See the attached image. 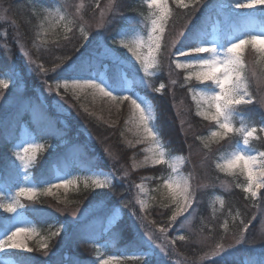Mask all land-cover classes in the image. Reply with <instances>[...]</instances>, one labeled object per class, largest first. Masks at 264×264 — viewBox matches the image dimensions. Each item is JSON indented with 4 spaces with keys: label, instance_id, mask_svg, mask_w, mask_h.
I'll use <instances>...</instances> for the list:
<instances>
[{
    "label": "rangeland",
    "instance_id": "obj_1",
    "mask_svg": "<svg viewBox=\"0 0 264 264\" xmlns=\"http://www.w3.org/2000/svg\"><path fill=\"white\" fill-rule=\"evenodd\" d=\"M17 1L0 0V17H3V19H0V28L4 26L2 27L4 31L8 32L11 20L18 24L24 18V8ZM59 1L62 2L64 9L61 10L57 5L56 7L46 8L44 12L42 11L41 15L48 26L44 30H37L40 38H49L55 41V36H58L59 33L64 34L66 31L59 32L57 27L63 20L61 17L66 18L67 14L65 12H68L70 17L81 25L84 37L86 35L87 39L80 35L83 34L82 32L75 31L79 33L77 39L80 43L82 42L83 47L76 54L71 49L66 50L67 52L63 54L67 53L75 58L85 49L97 48L99 51L102 49L97 46L101 42L114 49L116 55L125 62L122 68L138 72L140 78L143 77L145 80L144 90L147 93L142 91V93L137 94L146 96L155 105L159 106L158 119L155 122L159 125L160 134L165 135L167 141L165 142L163 138L158 137V141L153 142L142 128H138V120L128 101H111L87 85L74 87L70 77L56 79L52 86L53 91H51L55 95L56 108L57 101H59L65 111L67 110L64 104L70 109L75 108L76 114L80 112V119L87 124H91V126L85 125L83 128L91 134L93 140L98 141V145L102 146L103 144H99V141L104 139L107 150L100 157L103 164L97 159L91 166L87 167L85 163V171L81 174H66L58 169L54 173H47L48 171L45 170L47 159L54 153L56 147L52 145L47 148L44 142L37 138V142L43 144L44 147L37 151L35 160L29 165L27 171L21 168L18 181L21 186H32L34 183L38 186L37 194L33 199L19 198V203L23 207L18 208L20 213L18 219L22 218L26 222L22 226L34 227L31 235L21 237L25 239L32 251L18 249L8 251L18 253L21 264H62L59 256L70 261L73 257H78L79 264H93L94 261L98 264L99 260H107L111 257H115V259H111L110 264L144 262L147 257L139 253L146 245L139 251L132 250L128 252L122 249L121 245L118 244V240H108L106 244L98 246H95L90 240L76 243L69 248L66 246L64 231H60L59 235H52L60 228L61 224H65L69 228L73 227V222L81 220L80 214L85 209H95L87 216L85 222L103 216L104 211L96 206L97 194L105 192L110 193L112 196L113 187L124 189L123 187L128 183L132 187L130 190L132 201L125 210L120 207L122 209L120 220H127L129 226H132L133 221H135L134 229L138 232L139 240H142L143 243L146 240L145 229L152 233L155 241V253L152 254L154 264H165L169 255L171 257L182 256L187 251L181 247L193 250L192 258L188 257L193 263L213 264V259L216 256L238 245L236 239L242 232L245 233V227L248 228L249 226L243 225L242 228L241 224L246 219L240 220V223H238L232 217L231 219L223 218L222 223L223 226H226L225 229L218 228L217 224L215 226L213 224H199L200 229L198 230L199 206L205 192L214 189L219 191L220 195L215 193L210 201L209 210L211 213L222 215L223 212L226 213L228 207L225 210L226 204L221 192L231 194L238 191V189L244 191L243 189L248 185L246 173L241 169L227 170L222 167L231 157L232 152L236 150L234 145L237 140L241 139V134L231 132L227 137L211 136V132L216 130L215 121L204 119L200 113L207 111V104L201 93L210 91L205 85H210L212 82L197 81L195 72L199 69H195L194 66L187 69H176L173 66L171 75H169L167 50L174 51L172 42L177 40L178 33L184 31L185 35H188V31L193 29V25L197 26L196 32H207L209 27L206 21H209V18L207 20L205 18L207 17L206 9L209 4L215 2L218 5H234L236 0H201V4L197 5L198 11H195L193 7L195 0H166L167 19L159 51L150 48L151 18L153 11L156 10L148 6V0H141L145 11H142L137 5L134 7L136 0ZM240 2H247V0H240ZM97 4H99V7H97ZM259 7L262 6H258L256 9L218 8L217 11L228 22L234 13L252 18L256 16L264 17L258 11ZM124 22H126V25H123ZM215 29H220L218 23L211 28L209 34ZM261 30H256V32ZM208 38L211 39V35ZM63 42L71 41L65 39ZM183 43V37H180L177 40L176 47H180ZM124 45L128 47L126 48ZM56 46L58 48L56 50H62L60 45ZM18 48H20V51L29 53V49L25 47L24 43H19ZM54 48L49 49L51 51ZM129 48H135L142 58L154 59L157 64L161 65V68L150 69V71L156 72L157 75L148 76L144 74L143 65L140 61L135 60V57L128 50ZM201 55L206 56L208 54L203 53ZM129 58L134 63L128 62ZM242 58L247 69L255 71V75L246 81L248 90L255 99L253 104L248 105L246 109L240 108L239 114L235 117L237 129L241 126H249L245 123L242 115L244 109L254 116L264 118V106L256 102L261 93L264 92V58L251 44H246L242 49ZM176 59L181 63L185 62V57L179 54ZM105 63L110 64V61H105ZM158 76L159 79H155ZM150 78L154 80H150ZM0 79L7 80L9 84L8 88L0 86V94L3 95V100H0L1 127L17 106L24 88L19 81L13 83L12 80L8 79L7 72L0 73ZM65 80L68 81L67 87L64 86ZM127 80L132 82L130 79ZM173 80L176 81L175 85L172 84ZM160 83L165 84L164 98L161 100H159L161 95L153 90ZM42 90L44 91V86ZM47 91L49 90L47 89ZM67 101L69 105L66 103ZM168 117L171 122L168 121ZM201 121L205 122L203 126L200 125ZM100 126L103 128H100ZM44 127L46 126L42 125L40 128ZM30 135L33 134L27 129H23L20 138ZM62 136L63 133L58 136H50L49 142L54 141L56 143ZM89 146L92 145L89 144ZM240 146L245 151L251 148L256 152H264V132L259 131V128H257L253 136L249 137V146L245 147L242 144ZM161 151L164 153V163L156 164L155 160L160 159ZM14 159V151L8 153L0 148V166H5L7 162ZM3 162L6 164H2ZM261 163L257 159L256 170L258 172L264 171V168H261ZM109 174L115 176L110 187L100 189L94 186V179H103ZM63 175H68V178L74 179L75 183L70 184L67 188L53 187L51 192L45 191L49 185L41 183L42 179L51 180L55 176ZM24 177H27V179H24ZM169 178L186 180L196 196L192 207L187 212L177 216L175 222L170 221L169 218L178 207H184V202L178 197L175 200L173 199L172 193L175 190V185L172 189L165 186V181ZM253 191L257 193L256 196L244 191L246 196L256 203L255 208L250 209L248 219L257 225L258 237L257 233L251 234L264 242V187L254 188ZM7 202L6 197H0V216L4 218L16 215L5 211L3 205ZM43 205L44 211L55 213L58 218L56 225L51 226L52 218L48 217L43 210H40L42 209L40 206ZM74 212L76 215H73ZM133 212L139 219L130 215ZM226 216L232 215L228 214ZM5 221H8L9 226L15 223V221L7 219ZM141 223L143 227H140ZM44 224L53 228H49L45 232L40 227ZM159 227L168 229L167 239L164 238V234L159 232ZM238 228H242V230H238ZM179 235H184L185 240H179ZM172 240H175L176 243L172 244ZM178 242L181 244H178ZM44 245H47V247L45 248ZM156 246H162L164 251ZM126 252H128V255H121L122 253L127 254ZM4 258L8 259L10 264H15L17 260L15 255ZM175 264L178 263L175 262Z\"/></svg>",
    "mask_w": 264,
    "mask_h": 264
},
{
    "label": "snow or ice",
    "instance_id": "obj_2",
    "mask_svg": "<svg viewBox=\"0 0 264 264\" xmlns=\"http://www.w3.org/2000/svg\"><path fill=\"white\" fill-rule=\"evenodd\" d=\"M201 4V0H195L194 10L198 11L197 5ZM148 6L156 11H153L151 18V41L150 48L159 51L161 48V41L163 39V33L165 30V21L167 19V3L166 0H148ZM261 15H264V0H247V2H240L236 0L234 5H218L215 2L208 5L206 9L207 14L216 12L218 8H236V9H256ZM99 7V4H97ZM203 15V14H202ZM240 13H234L230 18L229 22ZM251 15V13H249ZM3 19V17H0ZM64 19V17H61ZM187 27V25H185ZM196 25H193V29L188 31V35H185L184 31H180L177 36V40L183 37L184 43L180 47H176L177 40L172 42V48L175 50L168 49V69L169 75L173 66L176 69L180 68H192L199 69L195 72V78L197 81H211L212 84L205 85L206 88L210 89L208 92H202L201 95L205 98L207 104V111L201 112L200 115L204 119H211L215 121L216 130L211 132L212 137H227L231 132H239L241 139L237 140L234 147L235 151L232 152L231 157L227 160L226 164L222 167L227 170H233L236 168L241 169L246 173L248 185L243 190L246 193H251L252 196H256L257 193L253 191L254 188L264 187V171L257 172L256 164L257 159L261 161V168H264V152H256L254 149L249 148L247 151L244 150L240 145L247 147L249 146V137L257 131V125L254 120L249 118V126H241L239 129L235 126V117L239 114L241 107L247 108L248 105L253 104L254 96L249 92L246 85V81L255 75L254 70L247 69L242 58V49L246 44H251L256 48L262 58H264V29L259 32L255 30L245 31L240 30V34L229 33L231 39L225 35L223 29H215L212 33H198L195 31ZM83 33V29H81ZM211 35V39L208 36ZM246 37V38H245ZM87 39V36L84 37ZM67 40L68 37H65ZM126 48L127 45H124ZM83 47V45H81ZM97 48L85 49L80 55L66 67L61 70V74L58 75L57 79L63 78L64 74H69L74 87L90 86L92 89L97 90L104 97H107L111 101L124 102L128 101L130 108L133 111L136 119L138 120V128H142L144 133L152 139L153 142L158 141V137H161L159 125L155 122L158 119L159 106L155 105L152 100H149L146 96L137 94L135 88L140 86H146V82L141 77L139 81L135 83L128 81L122 76V65L124 61L116 55L115 50L110 48L107 44L101 42ZM135 60L140 61L143 65V73L148 76L157 75L156 72L150 71V69L161 68V65L157 64L154 59L142 58L135 48L128 49ZM207 53L208 55H201ZM185 57V62L181 63L176 59L177 55ZM105 61H110L109 64H105ZM131 61V58L128 59ZM32 64L35 65L36 69L41 71H48L43 68V65H36L34 61ZM60 65H55L51 71H55ZM103 68L104 71H100ZM139 71V69H137ZM8 79L16 82L15 69H10L8 73ZM176 81L173 80L172 84L175 85ZM45 85L48 90L53 91L51 85ZM0 86L8 88L9 84L7 80L0 79ZM59 86V85H58ZM64 86H68V81H64ZM165 84L160 83L158 87H154V92L159 93L163 96V90ZM0 100H3V95L0 94ZM261 106H264V92L256 100ZM20 108L26 109L32 112L33 117L37 124L40 121H47V126L44 128H38V134L40 136H58L61 135V131L56 128L55 121L46 115L43 111L42 106L34 105L30 101L20 100ZM57 109L61 113L65 110L63 105L57 101ZM211 113V115H209ZM14 119L19 122L20 111L19 109L15 113ZM259 131L264 132V118H262L259 125ZM19 142L13 144V151L15 159L7 162L4 168L0 169V197H6L8 202L3 205L7 213L16 214L12 217H6L5 219L15 221L10 226L0 225V264H10L9 260L4 257L17 256L15 264H21L18 253H11L8 250L18 249L22 251H32L25 242V239L21 237H27L32 234L34 227L22 226L26 222L18 217L20 213L18 208L23 206L19 203L20 197H26L33 199L38 191V186L34 183L32 186H21L18 181L20 178L21 168L27 171L28 167L35 160L36 153L38 150L44 147L43 144L37 142L36 135H30L23 138H17ZM0 140L7 142V137L0 135ZM157 146H159L157 144ZM75 150V149H74ZM164 153L160 152V159L155 160L156 164L164 163ZM19 161V163H17ZM175 170V169H173ZM27 179V177H24ZM115 176L109 174L103 179L96 178L93 180V184L96 188H106L112 185V181ZM60 181V182H56ZM41 183H47L49 187L45 189L46 192H51L52 188H67L70 184H74V179H69L68 175L55 176L51 180H41ZM175 190L172 193L173 199L177 197L184 202V207H178L177 210L170 216V221L175 222L177 216L187 212L195 202V192L192 190L191 185L186 181L180 179L169 178L165 181V186L169 189ZM87 186V185H86ZM14 193V195H13ZM223 203V201H221ZM120 202L114 201L110 193L101 192L97 194L96 206L104 211V215L97 217L91 222L92 225L99 227L102 230L111 227L123 228L124 222L120 220L122 209L120 208ZM95 209H85L81 213V220L73 222L74 226L69 228L65 224H61L60 228L53 232L52 235L56 236L60 234V231L65 232L66 246L71 248L76 243L87 242L92 240L93 233L90 232V225L84 224V220L91 214ZM79 211V210H77ZM73 215H76L74 212ZM130 215L136 219L135 212ZM119 220V223L117 221ZM155 223L154 221L152 222ZM133 227H135V221H133ZM140 227H143L141 223ZM159 232L164 234V238L167 239L168 229L165 227H159ZM244 231H247L245 227ZM144 235L146 236L145 248L139 253L147 257L145 264H154L152 254L155 253V241L151 232L145 229ZM243 232L236 239V243L240 244L244 241ZM179 240H185L184 235H179ZM172 244L176 241L172 240ZM46 248L47 245H44ZM161 251H164L162 246ZM47 254V253H46ZM115 259H101L98 264H110V260ZM70 264H79V258L73 257ZM97 264V262H93ZM264 264V261L261 262Z\"/></svg>",
    "mask_w": 264,
    "mask_h": 264
},
{
    "label": "trees",
    "instance_id": "obj_3",
    "mask_svg": "<svg viewBox=\"0 0 264 264\" xmlns=\"http://www.w3.org/2000/svg\"><path fill=\"white\" fill-rule=\"evenodd\" d=\"M17 2L24 8V18L21 19L18 24L11 20L8 32L2 29L4 26L0 28V73H9V70L14 68L16 72V81H19L24 88V92L18 101L20 102V100L23 99L25 101L32 102L34 105L42 106L43 111L48 117L55 121L56 128L63 133V136L56 143L54 141L49 142V139H51L50 136H40L37 130L42 125L47 126V121H40L38 125L32 112L20 108V103L18 102L15 109L11 112V117L9 116V118H7L4 124L0 127V135L7 137V142L0 140V148L5 152L12 153L13 144L17 143V138H20L21 131L23 129H27L33 135H36L37 138L41 139L47 148L52 145L56 147L54 153L47 159L45 167V170L48 171L47 173H54V171L58 169L66 174H81L85 171V163L88 167L91 166L97 159L101 162V164H103V160L100 157L104 154V151L107 150V145H104L106 141L104 139L99 141V144L101 143L104 145L100 146L98 145L97 140H93L91 134L83 128L85 125L91 126V124H87L82 121L79 117L81 115L80 112L76 114L75 108L70 109L64 104L67 111L64 113L59 112L55 106L54 93L47 91L48 88L45 85V81H47V84L52 87L58 75L61 74V70L77 58H73L74 56L63 53L67 52L66 50L69 49H71L74 54L78 53V50L80 51L82 42L80 43L78 41L77 35L81 33V25L77 23L74 18L70 17L68 12H65L67 14H65L66 18L58 24L57 28L59 32H62L63 30L66 32L64 34L59 33L58 36H55V41L50 40L49 38L41 39L37 34V30H44V28L48 26V23L44 21L41 15L42 11L44 12L46 8L51 6L56 7L57 5H59L58 7L62 10V8L64 9L62 2L59 0H18ZM135 5L139 6L142 11H145L141 0H136L134 7ZM207 18H209V21H206V24L209 27L206 32L207 34H209L211 28L217 23L219 24L220 29H223L228 38H231L229 33L239 35L241 29L245 31L264 29L263 16H256L255 18L236 16V18L232 19L231 22H227L223 17H221L220 12L216 11L210 15L207 14L205 19L207 20ZM123 25H126V22H124ZM80 35H83L84 37V33ZM65 37H68L71 42H63ZM19 43H24L25 47L29 49V53L22 50L20 51V48H18ZM38 45L40 46L39 48ZM56 45H60L62 50H56L58 49L56 48ZM49 48L54 49L50 51ZM32 61H34L36 65H43V68L48 71L44 72L36 69L35 65L32 64ZM57 64L60 65V67L56 68L55 71H51V69H53ZM100 71H104V69L100 68ZM134 72L127 70L126 68H122V76L132 80L133 83L139 81L140 79L138 72ZM67 75L69 74H64L63 77H70ZM151 79L153 78H150V80ZM155 79H159V76L155 77ZM43 86L44 91L42 90ZM135 90L137 93H142V91L147 93L144 90V86L137 87ZM162 98L164 97L160 96L159 100ZM66 103L69 105L68 101ZM18 109L20 111L19 122L14 119L15 113ZM242 115L245 123L249 125V118H251L256 122L257 128H259L262 120L261 118L254 116L245 109L242 112ZM167 119L171 122L169 117ZM204 123L205 122L201 121L200 125L203 126ZM100 128L103 127L100 126ZM161 136L166 142L167 139H165V135ZM88 143L92 145V148ZM2 164L5 165L6 163L3 162ZM2 168H4V166H0V169ZM125 185L126 186L123 187L124 189L117 187L112 188L113 200L119 201V206L124 210L131 204L132 201V197L130 196V190L132 187L128 183ZM215 193H219V191L216 189L208 190L202 195L198 212V230L200 229L199 224H213V226L217 224L218 228L225 229L226 226H223L222 223L223 218L231 219L232 217H234L235 222L238 223H240V220L246 219L241 224L242 228L243 225L249 226L247 231L243 233L245 238L244 241L229 248L227 252L216 256L213 259V264H261V262L264 261V242L260 238H257L258 229L255 222H250L248 219L251 212L250 209L255 208L254 205L256 203L252 202V200L246 196V193L240 189L231 194H224L221 192L226 204L225 210L228 207L226 211L227 214L224 212L222 215L214 212L211 213L209 205L213 196H215ZM40 207L42 208L40 210L44 211V205ZM44 212L53 220L50 225H56V220H58V218L55 216V213L51 211L46 212V210ZM228 214L232 216H226ZM95 219H92L91 221L88 220V222L84 221V224L90 225L89 230L93 233L94 237L91 242L95 246L104 245L108 240H118V244L121 245L122 249L128 252L132 250L139 251L142 247H144L145 244L142 240H139V235L137 234L138 232L133 226L128 225L127 220H123V228L111 227L102 230L91 224V222ZM5 220L6 219L3 216H0V225L9 226L8 221ZM40 227L45 232L48 231L49 228H53L45 224L40 225ZM242 228H238V230H242ZM251 233H257V237ZM178 244L181 243L178 242ZM181 248L187 252L182 256L179 255L178 257H171L169 255L165 264H175V262L178 264H192L193 262L190 261L188 257L192 258L193 250L183 247ZM128 252H126V255H128ZM59 258L62 261V264H70L69 259H62L61 256H59ZM135 264H145V261H135ZM193 264H195V262Z\"/></svg>",
    "mask_w": 264,
    "mask_h": 264
},
{
    "label": "bare ground",
    "instance_id": "obj_4",
    "mask_svg": "<svg viewBox=\"0 0 264 264\" xmlns=\"http://www.w3.org/2000/svg\"><path fill=\"white\" fill-rule=\"evenodd\" d=\"M256 170V169H255ZM258 172V170H256Z\"/></svg>",
    "mask_w": 264,
    "mask_h": 264
}]
</instances>
